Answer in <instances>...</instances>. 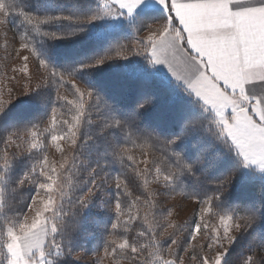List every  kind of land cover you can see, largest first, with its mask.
Returning a JSON list of instances; mask_svg holds the SVG:
<instances>
[{
	"label": "snow or ice",
	"instance_id": "snow-or-ice-1",
	"mask_svg": "<svg viewBox=\"0 0 264 264\" xmlns=\"http://www.w3.org/2000/svg\"><path fill=\"white\" fill-rule=\"evenodd\" d=\"M48 4L52 10L33 9L26 0H0V24L16 27L20 49L35 57L41 73L32 85L29 55L22 57L13 71L27 82L15 101L44 89L55 92L46 120L10 128L0 121V264H83L89 250L77 242L90 237L83 226L93 208L110 214L111 223L104 225L102 244L90 251L96 257L90 264H228L238 235L259 219V209L247 208L241 216L227 207L225 194L241 166L264 173V0H71L66 10L59 0ZM153 4L165 15L159 22L133 24L134 42L118 43L75 66L52 62L55 49L48 42L82 37L97 22H131L138 9L151 11ZM132 57L142 58L146 69L165 66L191 98L178 135L141 125L159 100L150 91L121 116L80 78ZM127 78L151 84L139 73ZM9 79L21 83L15 75ZM170 82L166 75L164 85ZM7 94L4 100L0 88V117L15 102L11 88ZM176 103L170 94L169 104ZM190 134L201 142L212 138L202 152L214 150L221 161L234 152L239 163L223 178H207L203 169L205 179L196 181L205 190L187 193L181 177L196 176L202 163L199 154L190 163L181 148ZM61 141L71 148L67 156ZM50 143L60 152L59 161L50 160ZM152 184L158 188L149 191ZM176 194L196 201L184 223L160 208L159 197ZM235 264H264V240L250 245Z\"/></svg>",
	"mask_w": 264,
	"mask_h": 264
},
{
	"label": "trees",
	"instance_id": "trees-1",
	"mask_svg": "<svg viewBox=\"0 0 264 264\" xmlns=\"http://www.w3.org/2000/svg\"><path fill=\"white\" fill-rule=\"evenodd\" d=\"M26 2L33 9L44 7L47 10H52L48 4V0H26ZM59 4H62L66 10L71 7V0H59ZM164 15L161 9L139 11L133 21L124 23L113 31L106 32L104 36H99L97 31L91 32L92 26H90V32L77 39L58 41L54 44L53 42H48V46L55 49V55L50 58L53 63L61 68L69 64L75 66L78 63L85 62L91 56L103 55L108 49L118 43L128 44L134 42L135 33L133 31V24L139 26L141 24L159 22ZM16 32L19 35L17 29ZM143 33L141 32L140 35L142 36ZM145 65L146 62L142 58L132 57L128 61L118 60L109 62L92 71L91 74L81 73L80 78L90 87H94L105 99L112 103L119 110L121 116L127 115L128 111L136 105L144 90L150 91L159 97V100L154 108H149L143 114L141 125L156 128L166 135H178L181 131L185 114L184 106L188 104L191 98L183 94L171 79H169L171 82L165 86L163 83L165 75L158 70L146 69ZM3 72L0 59V85ZM129 73H139L142 77H150L151 84L145 86L142 81L133 82L127 78ZM170 94H174L176 97L177 103L175 106L169 104ZM16 97H13V101H15ZM2 98L4 100L8 99L4 96ZM54 99L55 92L51 89H44L31 96L20 97L9 107L6 114L0 117V121H3L5 127L10 128L14 125H22L30 121L46 120ZM101 107H103V104H101ZM211 142V137L201 142L200 136L193 134H190L182 142L181 148L185 150L190 163L196 159L198 154L202 158V163L197 164L196 176L189 174L181 177L183 181L182 191L192 193L194 191L205 190V187L197 184L196 181L197 176H200L201 180L205 179V177L201 176L203 169H208L207 178L217 179L230 175L238 165L239 161L234 152L222 161L215 157L214 150L206 153L202 152L201 150ZM134 151L138 153L139 149H135ZM27 166V163L22 165V169L27 170ZM213 188L214 185L208 186V190H212ZM154 189H157V187L152 184L148 190ZM21 195L26 198L29 195V191L26 189ZM158 199L160 208L167 210L166 198L159 197ZM225 199L226 206L234 208L241 216L247 214V208L259 209L257 223L248 231H242L238 235L236 243L229 250L226 261L228 264H235L236 261L249 253L250 245L264 240V177L254 170L249 172L241 166V171L234 176L232 185L228 193L225 194ZM106 223L110 227V214L100 215L98 214V210L93 208L83 226L85 234L90 235V237L88 239H80L77 242L78 246L87 248L89 253H91L90 251L95 245L102 244L103 239L107 236L104 230Z\"/></svg>",
	"mask_w": 264,
	"mask_h": 264
},
{
	"label": "rangeland",
	"instance_id": "rangeland-1",
	"mask_svg": "<svg viewBox=\"0 0 264 264\" xmlns=\"http://www.w3.org/2000/svg\"><path fill=\"white\" fill-rule=\"evenodd\" d=\"M153 6L157 7V5L155 4H153ZM143 10L144 9H141L139 11H143ZM128 22L130 21L125 20L123 18H120L119 20H111L108 22V24H105L104 22H97L96 24L92 25L91 32L97 31V34L99 36H104L106 35V32L113 31L119 28L124 23H128ZM146 34L147 33L144 32L142 36ZM6 44H7V51H5ZM19 44H20L19 35L17 34L13 24H8V25L0 24V56H1L0 59L4 70L0 88L4 89L3 96L5 98H8L7 89L11 88L13 90V97H16L19 95L21 85L27 82L22 73L13 71V69L22 66L23 63L22 57L24 55H29L28 75L32 76V81H31L32 85H35L38 82L39 75L41 74L37 70V61L35 57L32 56L27 50H21ZM152 70L154 71L158 70L162 72V74H164L165 76L167 75L169 79H171L167 68L163 65L157 66V69H152ZM143 71L149 72L147 70H143ZM14 75L17 77V79L21 81L20 84H18L16 80L9 79ZM60 143L65 149L64 154L67 156L71 152V148L63 141H61ZM48 155L50 160L52 161H59L61 158L60 152H58L55 146L52 145L51 143L49 144ZM245 170L249 172L254 170L259 175L264 177V173H260L254 167L245 168ZM155 186L158 188L157 185ZM165 203L167 205V210H170L172 212L171 219L176 221L177 223H184L186 220L191 219L193 209L196 208V201L194 199H187L180 194L174 195V198L172 199L166 198ZM101 255H103L102 249H101ZM95 259H96L95 255H93L92 253H88L83 257V263L90 264V262L94 261ZM104 264H108V261L105 260Z\"/></svg>",
	"mask_w": 264,
	"mask_h": 264
},
{
	"label": "crops",
	"instance_id": "crops-1",
	"mask_svg": "<svg viewBox=\"0 0 264 264\" xmlns=\"http://www.w3.org/2000/svg\"><path fill=\"white\" fill-rule=\"evenodd\" d=\"M141 9H144V10H145V8L142 7V8H140V9H138L137 11H139V10H141ZM152 9H160V7H159V6H157V7H156V6H152Z\"/></svg>",
	"mask_w": 264,
	"mask_h": 264
}]
</instances>
